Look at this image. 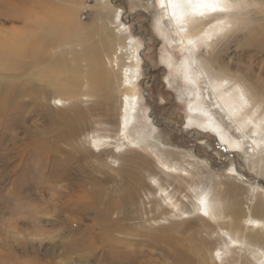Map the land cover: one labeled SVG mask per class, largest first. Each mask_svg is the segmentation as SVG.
<instances>
[{
	"label": "rangeland",
	"instance_id": "rangeland-1",
	"mask_svg": "<svg viewBox=\"0 0 264 264\" xmlns=\"http://www.w3.org/2000/svg\"><path fill=\"white\" fill-rule=\"evenodd\" d=\"M11 1L0 0V33L8 35L13 27L22 26L10 18ZM107 1L109 4L102 5V10L108 4L110 9L121 12L127 34L140 55L138 93L133 118L126 130L127 139L134 141L135 130L148 127V136L160 143L149 150L159 151L156 154L167 165L175 164V180H166L151 152L146 151L148 164L142 167H133L127 161L134 157L133 153L124 154L119 160L121 173L134 171L144 186L133 197L134 215L117 219L119 212L110 208L113 216L107 224H101L105 222L101 214L105 212L106 200H99L94 192L110 193L117 189L118 185L113 186L111 179L116 177L118 164L114 159L118 155L109 151L89 153L88 147L93 146L87 133L99 127L94 123L96 118L106 121L105 128L109 127L107 132L113 136L112 120L116 114L109 122L106 117L94 116L93 111L87 112V120H78L73 116L72 104L85 105V111L91 100H67L61 107L50 98L39 102L24 93L19 95V91L14 93L10 83L12 71H0V264H179V257H185L192 264L191 254L185 252H190V245L182 241L189 234L205 245L212 243L219 250V256L214 257L217 264H254L249 249L253 247H227L223 245L227 236L221 232L193 233L205 226L194 217L193 199L183 196L185 192L179 193L176 181L183 178L192 185L198 183L212 199L215 212L240 206L248 213L255 202L264 200L260 189L254 190V196L249 198L251 183L264 182V144L251 154L252 144L247 145L240 138L241 148L232 152L228 141H220L216 131H204L199 125L189 124L186 101L190 97L179 73L172 72L176 66L174 61L183 49L179 47L180 42H166L174 37L166 10L157 5V0ZM96 2L100 0H83L84 8L78 16L82 25L91 24L92 6ZM227 14L232 23L229 28L214 36L208 47L199 46L198 52L219 61L243 84L261 102L257 114L262 115L264 0L236 5ZM162 57H168L171 63L167 65ZM20 60L23 63L24 59ZM197 67L192 65L195 71ZM202 74H197V80L201 96L206 99L211 93L205 87L206 77ZM202 101L222 125L219 132L225 139L239 136L211 100ZM63 128L74 133L72 141H67L64 134L68 133ZM123 142L127 145L128 141ZM111 143L109 147L113 149L115 142ZM88 166L92 171H88ZM224 183L235 187L224 191ZM153 186L167 187L173 200L179 202L177 209L185 211V216L178 210L172 211L156 194H150ZM217 191L222 204L216 200ZM121 207L120 214L127 213ZM198 214L203 215L201 210ZM170 221L184 225L178 234L164 229ZM209 221L215 225L226 223L228 218ZM129 225L135 230L125 231ZM239 234L232 233V236L248 242ZM181 241L187 246L185 251L179 249Z\"/></svg>",
	"mask_w": 264,
	"mask_h": 264
},
{
	"label": "bare ground",
	"instance_id": "bare-ground-1",
	"mask_svg": "<svg viewBox=\"0 0 264 264\" xmlns=\"http://www.w3.org/2000/svg\"><path fill=\"white\" fill-rule=\"evenodd\" d=\"M249 1L229 0L231 2L229 8L239 4L246 5ZM106 3L109 4V1L100 0L92 6L91 24L85 26L78 18L79 12L84 8L83 0H12L10 18L21 23L22 26L13 27L9 31L10 35L0 33V71H12L10 72V83L14 93L19 91V95L25 94L39 102L43 99H52L53 102L56 101L55 105L58 107L64 106L67 100L72 102L91 100V105L85 111V105L79 107L78 104H72V110L75 112L73 116L78 120L85 118L87 120V112L91 114L93 111L94 116H103L104 119L106 117L109 122L116 114V118L112 120L114 121L113 136H109V132H107L106 128L109 127L105 128L106 121L96 118L94 123L99 127L87 133V138L93 146V148L88 147L89 153L109 151L118 155L114 159L118 164L116 177L111 179L114 181L113 186L118 185L117 189L111 190L110 193L94 192L99 200H106L103 209L105 212L101 214L105 222L101 224L108 223L114 210L119 212L116 213L117 219H128L134 215L133 197L139 192V188L144 186L134 171L128 170L125 174L121 173L119 160L124 154L133 153L134 157L131 156L127 161L133 167H142L148 164L146 151L151 152L150 155L156 157V164L165 174L166 180H175L173 173L176 171L175 164L167 165V162L156 154L159 151L154 153L149 150L152 147L157 148L160 143L158 139L148 136L146 132L148 127L136 129L134 141L127 139L126 130L133 118L135 97L138 93L140 55L135 49L132 37L127 34L121 12L110 9L111 6L108 4L102 10V5ZM157 5L161 7L159 0H157ZM165 10L167 21L172 27V35H174L173 38L166 39V42H180L179 47L183 49L180 57L174 61L176 66L172 72L179 73L180 79L185 84L186 94L190 97L186 101L188 123L193 126H201L204 131H216L220 141H228L227 145L232 148L229 151L237 152L241 148L238 140L241 138L245 144H252L251 154L257 152L259 145L264 144V108L262 115L257 114L261 102L256 100L243 84L234 79L219 61L198 52L199 46L208 47L209 41H212L214 36L223 33L229 28V24H232L227 14L228 11L204 19L177 23L171 16V9ZM21 58L24 59L23 63ZM162 59L167 65L171 63L168 57H162ZM194 64L199 67L196 68V71L192 69ZM201 73L206 77V79L204 76L202 78H204L205 87L211 93V97L207 94L206 99L211 100L216 108L223 113L228 125L234 127L239 136H232L230 140L220 134L219 129L222 128V125L216 121L212 111L202 101V99H206L204 95L203 98L201 96V88L197 80V74ZM36 83L38 85H35ZM47 89L50 91L47 92ZM183 94L185 96V93ZM241 96H243V100ZM212 104L209 106H213ZM66 132L68 135L64 134V136L68 138L67 141H72L75 138L74 133L70 130ZM125 140L128 141L127 145L123 142ZM111 141L115 142L113 149L109 147L112 144ZM143 152L147 154H142ZM149 166L152 169L155 168L152 163H149ZM88 168V171H92L90 166ZM153 181L156 182L154 178ZM166 183L168 185L169 181ZM176 184L180 189L179 193L185 192L187 194H183V196L193 199L194 217L198 218L205 226L193 230V233L194 231L198 233L204 231L207 234L221 232L227 236L223 245L253 247L249 249L255 261L254 264H264V200L255 202L248 213L240 206L215 212L212 208V199L208 197L205 189L199 187L198 183L192 185L182 178L177 180ZM251 184L249 198L254 196V190L260 189L264 193L263 181ZM223 186L224 191L232 190L235 187L231 183H224ZM149 187L151 188V186ZM122 189L124 193H121ZM223 190L217 191L216 196L219 192L223 194ZM150 194L159 196L161 201L172 211L178 210L179 202L176 199L173 200L167 187L153 186ZM220 195L216 200L222 204ZM202 199L204 203H201ZM121 206H124L127 213L120 214ZM110 208H113V211ZM121 209L123 208L121 207ZM200 210L203 215L198 214ZM178 211L185 216V211ZM219 217H226L228 221L226 223L216 222L215 225L209 223V220ZM153 218H155V214ZM128 227L125 228V231L135 230L130 225ZM182 227L184 225L170 221L164 226V229L178 234ZM138 232L139 230L136 233ZM231 232L237 235L240 233L239 235L247 238L248 242L232 236ZM189 235L187 238H180L187 243L188 247L190 245V252L184 250L187 246L183 245L182 241L179 249L191 254L192 264H217L214 257L219 256L217 255L219 250L212 243L205 245L199 241L200 239L194 236L192 238V235L189 237ZM214 249H216L215 253L212 252ZM177 261L179 264H189L185 257H179Z\"/></svg>",
	"mask_w": 264,
	"mask_h": 264
},
{
	"label": "snow or ice",
	"instance_id": "snow-or-ice-1",
	"mask_svg": "<svg viewBox=\"0 0 264 264\" xmlns=\"http://www.w3.org/2000/svg\"><path fill=\"white\" fill-rule=\"evenodd\" d=\"M159 3L162 8L171 9V16L177 23L204 19L229 11V0H159ZM241 99L243 100V96ZM201 203H204L203 199Z\"/></svg>",
	"mask_w": 264,
	"mask_h": 264
}]
</instances>
